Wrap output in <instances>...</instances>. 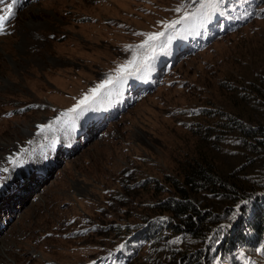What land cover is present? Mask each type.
Masks as SVG:
<instances>
[{
	"label": "rangeland",
	"instance_id": "1",
	"mask_svg": "<svg viewBox=\"0 0 264 264\" xmlns=\"http://www.w3.org/2000/svg\"><path fill=\"white\" fill-rule=\"evenodd\" d=\"M238 1L243 9L252 2ZM195 2L30 0L17 8L12 6L15 16L5 24L6 33L0 34V135L9 132L8 141L6 136L0 137V168L10 170L0 172L8 177L0 186V197L23 196L21 191L12 190L14 182L31 184L35 180L28 175L39 162L32 163L36 156L25 167L16 168L9 158L20 160L35 145L47 160L44 164L50 165L55 151L43 144L46 140L50 144L60 141L62 157L42 184L33 183L29 202L16 211L23 214L21 219L0 215V249L8 248L2 250L0 258L5 262L0 264H87L117 252L121 241L141 238L134 232L147 226L145 237L156 222L162 224L158 235L150 237L148 243L141 242L142 251L127 264H180L184 256L197 252L207 255L201 258L203 264H222L217 262V235L231 233L233 228L225 211L208 207L213 196L192 197L216 222L206 244L201 237L176 227L167 230L165 224L168 220L172 224L173 217L154 209L179 199L169 180L183 181L182 165L195 159L198 152L204 158L216 157L217 165L225 168L234 162L237 167L255 156L235 147L239 135L234 128L242 124L264 128V0L256 3V13L245 24L179 62L157 90L142 95L145 98L116 121L100 123L105 117L100 116L90 131L83 133L77 128L79 113L74 121L76 133L65 125H54V131L39 128L67 112L117 73L119 66L126 65L133 57L128 46L140 45L147 38L136 33L163 31L164 24ZM139 50L135 49L136 55ZM99 98L102 100L91 104L95 111L108 103L106 97ZM211 127L227 140L217 142L218 153V146L213 147L214 153L197 136ZM261 148L257 145L256 151L260 153ZM14 171L18 178L12 181ZM250 177L257 188L251 191L249 202L257 201L246 213L259 206L264 211V164ZM232 207V219L237 212L242 219L247 203ZM244 234L245 240H254L253 231ZM227 235L219 240L225 249L221 262L264 264L260 249L236 246L231 252L237 240L229 245L223 241Z\"/></svg>",
	"mask_w": 264,
	"mask_h": 264
},
{
	"label": "trees",
	"instance_id": "2",
	"mask_svg": "<svg viewBox=\"0 0 264 264\" xmlns=\"http://www.w3.org/2000/svg\"><path fill=\"white\" fill-rule=\"evenodd\" d=\"M234 130L239 135V138L234 140L235 147L238 146L244 148L248 152L255 154V156L249 158L246 163H242L237 167L236 165H238V163L234 162L231 167L225 168V165L221 167L217 165L218 162L216 157L212 156L204 158L202 155L200 156V153L198 152L195 159L192 158L182 165L181 176L183 181L177 179L169 180L173 190L179 194V199H171L166 203L164 202L154 210L164 215L169 214L173 217L174 221L172 224L171 222L169 223L170 220L165 224L168 226L167 230L171 231L173 227H176L179 231L199 236L198 238L201 237V240L203 239L201 242L206 244L209 237L213 234L212 228L216 226V222L211 220V215H205L204 206L201 202L194 203L192 197L213 196V200L211 199V201H209L208 207H213L216 210L220 209L222 212L225 211L228 216L227 222L230 221L233 228L231 233L226 232L228 235L223 241L230 245L237 240L236 245L231 246L230 251L234 252V248L240 246L241 249H244L245 247L247 249L256 248L264 252V211L259 206L246 213V209H252L257 201L255 198L253 202H249L252 200L251 191L254 192L257 188L256 182L253 181V177H250V175L255 173L257 167L264 164V128L256 130L253 129L252 126H245L242 124L235 126ZM215 131H217V128L211 127V130L197 134V136H200L202 139V142L210 147L212 152H214L213 147L215 148V146H218L217 142L227 143L226 138H223L221 133L220 135L215 134ZM213 133L215 135H213ZM231 143L233 144V142ZM257 145L262 146L260 153L256 151ZM216 150L217 153L221 151L219 146ZM227 161L228 162L225 164L230 162L229 159ZM249 164H252V166H246ZM245 202H247V207L243 208L241 211L242 216L244 215L242 219H240L239 212H237L232 219L234 212L232 206ZM174 222L178 224H175ZM161 225V222H156L154 226H150L145 237H142V239L145 238L143 241L147 242L150 237H155L157 234V228ZM144 228L146 227H141L134 233L142 234ZM165 228L166 227L163 229ZM247 231H253V241L245 240L246 236L244 233ZM226 233H220L217 235L216 247L217 245L219 246L217 247V252L219 253L217 256V262L222 264H224V261L221 262L220 259L223 256L225 249L220 244L219 240L224 238ZM151 243H153V240H151ZM140 251H142V249ZM237 255L243 261V256L240 254ZM206 256L207 255L204 252H197L192 256L190 254L184 256V260L180 264H203L201 258ZM242 263L243 262H241V264ZM243 264L253 263L245 261Z\"/></svg>",
	"mask_w": 264,
	"mask_h": 264
},
{
	"label": "snow or ice",
	"instance_id": "3",
	"mask_svg": "<svg viewBox=\"0 0 264 264\" xmlns=\"http://www.w3.org/2000/svg\"><path fill=\"white\" fill-rule=\"evenodd\" d=\"M17 3V0H0V34L6 33V21H10L14 16L15 12L12 11V6ZM220 3V0H201L200 8L203 10L204 8H213ZM176 11H181V8H177ZM200 14L202 15L203 12L201 11ZM193 16L190 12H185V14L178 20L168 22L164 24L165 29H172L175 27L176 24L185 23ZM137 35H146V40L141 43L140 45L132 46L129 45L128 49L133 51V57L131 60L126 62V65H121L117 69L116 75H110L108 78L103 80L97 87L91 90V95H86L79 103L74 105L72 108L68 109L67 112L62 113L60 116L56 117L54 121H51L48 124L40 125L39 128L41 131L49 130L54 131V125H68L70 122L75 121L76 116L84 110L85 106L89 104L90 101L96 99V97L101 93V90L108 88L110 85L113 84H122L126 83L130 77H137L140 73L146 72L150 69L151 64L149 63L150 60H155V55H146L143 59L137 58L135 53V49H145L147 48L149 53H152L155 42L161 40L162 37L165 36V32H156V33H136ZM9 162L12 164L13 168L22 166L24 161L19 159H12L9 158ZM10 170L8 168H0V172L8 173ZM8 177L0 176V186L3 185L4 181ZM247 203V202H245ZM125 247L124 244L119 246V249H123Z\"/></svg>",
	"mask_w": 264,
	"mask_h": 264
},
{
	"label": "bare ground",
	"instance_id": "4",
	"mask_svg": "<svg viewBox=\"0 0 264 264\" xmlns=\"http://www.w3.org/2000/svg\"><path fill=\"white\" fill-rule=\"evenodd\" d=\"M223 3H226V2H223ZM227 12L228 11H219L218 13L221 14L219 16H226V17H223V18H227L229 16L228 15H224V14H227ZM234 19H237V18H234ZM9 27H11V25ZM27 37L25 36V39H28ZM83 124L85 126L88 125V123L86 121H84ZM6 133L7 132L2 133L0 135V137L2 138L4 136H6V140L8 141L7 136H9V132L7 134ZM14 135H17L16 132L14 133ZM43 144L46 147H48L49 149H52V150L55 151V153H53V155L51 157V162L52 163L50 165H45L44 164V162L45 161L47 162V160H46V158L44 156H42L40 154V149H38V147L35 148V145H33L32 147L28 148V150L23 155V158L20 159V160L24 161V163L22 164V166H19V167H25V165L29 164V161L31 160V158L36 156V158L34 159V161L32 163H34L35 161H38V160H39V162H37L35 164L34 171L29 173V175H28V177L33 175L35 177V180H33V182L31 184H29V182H27L26 180H24V181L17 180V181L14 182L13 185H14L15 189H12V190H17L18 192L21 191L22 193L25 194L23 196L14 195L13 197H8V198H1L0 197V215L6 214V218L8 220H10V218L18 217V219H17V221H18L19 218L22 217L23 214L20 215L21 212L17 213L16 211L20 210V205L24 206L25 204H27L29 202V193H31L32 190L35 189L33 187V183L34 184L37 183L36 185H39L38 183L42 184L48 178L47 176L57 168L58 164H60L59 158L62 157L61 153H59L60 141H58V142H56L54 144H50V142L46 140V141L43 142ZM34 151H35V153H33ZM6 153H7V151H5L3 155H5ZM51 165H54V166H51ZM16 174H19L18 170L16 171ZM16 174H15V171L12 173V181L14 179L18 178ZM42 175H43L44 178L39 179ZM24 179H26V176L24 177ZM35 206L36 205H32V208L35 207ZM24 212H25V210H24ZM1 236H3L2 229L0 230V237ZM2 250H7L8 251L7 246L2 247ZM2 250L0 249V255L2 254ZM0 262H5V261L0 258Z\"/></svg>",
	"mask_w": 264,
	"mask_h": 264
},
{
	"label": "clouds",
	"instance_id": "5",
	"mask_svg": "<svg viewBox=\"0 0 264 264\" xmlns=\"http://www.w3.org/2000/svg\"><path fill=\"white\" fill-rule=\"evenodd\" d=\"M229 1H230V0H229ZM261 1H263V0H252L251 4H250L249 6H247V7H251V8L253 9L254 13H256V11H255V5H256V3L261 2ZM222 5H224V3H221V2H220V3L215 7V10H216V9H219V7H221ZM257 7H258V6H257ZM240 9H243V8H240ZM243 10H245V9H243ZM243 10H241V11H243ZM246 10H247V9H246ZM235 17H236V16H235ZM248 20H249V19H248ZM248 20H247V21H248ZM247 21H246V22H247ZM246 22H245V23H246ZM245 23H244V24H245ZM242 25H243V24H242ZM217 40H218V39H217ZM217 40H215V41H217ZM215 41H214V42H215ZM214 42H212L211 44H213ZM211 44H210V45H211Z\"/></svg>",
	"mask_w": 264,
	"mask_h": 264
}]
</instances>
